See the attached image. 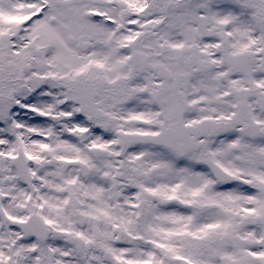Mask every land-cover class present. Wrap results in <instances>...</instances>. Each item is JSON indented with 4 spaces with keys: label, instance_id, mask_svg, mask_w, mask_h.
<instances>
[{
    "label": "snow or ice",
    "instance_id": "6c2138e0",
    "mask_svg": "<svg viewBox=\"0 0 264 264\" xmlns=\"http://www.w3.org/2000/svg\"><path fill=\"white\" fill-rule=\"evenodd\" d=\"M0 264H264V0H0Z\"/></svg>",
    "mask_w": 264,
    "mask_h": 264
}]
</instances>
